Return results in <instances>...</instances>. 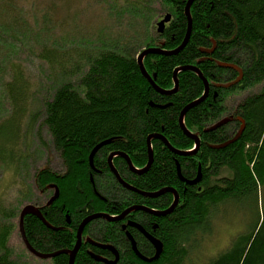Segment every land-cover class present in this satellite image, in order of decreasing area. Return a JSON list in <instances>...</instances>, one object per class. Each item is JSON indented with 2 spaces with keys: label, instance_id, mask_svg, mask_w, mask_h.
Instances as JSON below:
<instances>
[{
  "label": "trees",
  "instance_id": "obj_1",
  "mask_svg": "<svg viewBox=\"0 0 264 264\" xmlns=\"http://www.w3.org/2000/svg\"><path fill=\"white\" fill-rule=\"evenodd\" d=\"M186 1L86 0L87 5L100 4L105 23L93 33H85L70 22L77 17V7L69 0L35 10L34 16L38 12L42 16L38 17L44 23L42 29L37 24L29 29L27 11L33 4L38 6L37 0H0V65L4 66L0 71L6 73L4 87L10 101L8 115L0 119V173L9 166L16 173L26 156L18 142L24 117L30 121L35 115L27 114L34 93L36 101L41 97L38 108L44 116L43 125L62 164L61 173L48 165L35 172L37 199L28 195L31 192L27 188L17 196L38 208L45 220L35 214L23 218V231L35 249L47 252L73 244L76 228L57 230L64 212L59 215L57 210L55 214L48 211L45 216L39 207L41 195L57 188L59 196L54 203L65 209L90 203L93 196L87 174L88 155L97 144L109 140L92 158L108 173L103 185L110 187L112 183V188L122 190L128 200H141L143 196L122 188L113 179L105 160L107 151L125 153L135 167L141 168L148 160L146 140L150 134H161L176 149L192 148L194 141L182 132L178 116L186 104L202 95L203 81L193 71H179L177 91L162 94L142 76L136 61L145 47L171 50L182 42L188 23ZM53 7L61 14L51 16ZM189 11L191 30L183 48L175 54H147L143 65L163 90L173 87L178 66L195 65L207 79V96L189 108L183 119L186 128L199 136V146L192 155H178L161 139L152 138L153 161L146 172L138 175L117 169L139 190L171 187L179 195L173 211L158 220L156 236L163 246L160 256L147 262L126 247L119 264H264V0H194ZM164 13L172 18L158 33L155 22ZM131 40L138 43L133 45ZM22 46L27 56L34 55L46 65L50 92L45 96L28 82L27 69L21 66L18 54ZM219 63L240 67V81L229 88L216 86L238 75L235 69ZM254 87L256 90L251 91ZM235 90L249 92L230 109L226 100ZM224 118L227 120L223 124L207 130ZM239 118L244 121L239 138L224 147H214L235 135ZM177 164L186 179L194 178L200 165V181L185 184L178 177ZM7 186L9 183L0 179V264H19L6 248L14 226L9 218L16 210L6 204ZM120 196L123 198V194ZM171 201L172 194L167 192L146 199L154 207H167ZM96 205L101 209L104 204ZM229 209L241 214L239 230L230 235L220 251L202 258L199 246L204 236L212 234L216 215L225 216ZM99 229L95 236L103 240L102 230L106 228ZM95 262L85 253L75 259L76 264ZM55 263L66 264L67 257L59 254Z\"/></svg>",
  "mask_w": 264,
  "mask_h": 264
},
{
  "label": "rangeland",
  "instance_id": "obj_2",
  "mask_svg": "<svg viewBox=\"0 0 264 264\" xmlns=\"http://www.w3.org/2000/svg\"><path fill=\"white\" fill-rule=\"evenodd\" d=\"M39 2L38 6L33 4L30 6V9L27 11L29 13V29H32L33 24H37L36 26L42 29L44 23L40 22L39 12L37 13V19H34L35 10L42 9L43 6L47 4H55L57 6L58 0H37ZM73 3V6L77 7V12L75 13L77 17H73L71 19V23L74 25H79L83 32L85 33H93L99 26L105 23V16L100 9V4L97 3H89L87 5L86 0H69ZM158 7V5H157ZM51 16L60 15L61 11L58 8H54ZM45 20L48 21L46 18ZM39 21V22H38ZM139 35V34H138ZM131 43L134 45L138 43V40H131ZM23 47V51L19 54V58L21 59V66L26 67V75L28 82L31 86L35 87V92L41 94V96H45L47 92H50V81L46 80L49 72L46 71V65L40 61L39 58H35L34 55L27 56L24 53L25 47ZM142 48V47H141ZM140 48V50H141ZM139 50V49H138ZM24 54V55H23ZM25 57V58H24ZM4 67V66H3ZM0 65V69L3 68ZM6 73L0 71V119L6 117L10 111L9 106V98L4 87V82L6 81ZM73 80L75 78H72ZM41 81V83H39ZM40 88L39 90H37ZM251 91L256 90L255 87L250 89ZM249 90H235L233 91L226 100L227 106L232 109L233 104L239 98H242L247 94ZM37 93V95H38ZM35 98V99H34ZM34 98L31 99L30 107L31 109L27 112L35 113L34 117L29 121V117L25 116L22 123V134H21L18 147L23 151H25L26 156L22 159L23 162L20 164V170H13L11 166L4 169L3 173H0V179L3 180V183H9L7 186V195H6V204L11 206V209H16L13 213L12 220L14 226L12 227V231L8 237L7 250L12 259L19 262V264H52V260L50 258H45L44 260L32 256L26 249L20 232L18 230L17 222V210L19 211L23 204L28 203L26 200H18L17 196L22 192L29 189L31 192L30 196L32 198L38 197V189L34 184V175L35 172L45 165L50 166L55 172H62V164L60 160V154L53 147L51 137L48 133L47 127L43 125V113L38 105L41 97L36 101V94L34 93ZM28 117V119H27ZM29 121V122H28ZM25 144V147H22V144ZM24 154V155H25ZM13 180V181H12ZM30 200V199H29ZM37 201V200H36ZM170 205V204H169ZM168 205V206H169ZM167 206V207H168ZM166 208V207H165ZM163 210V209H162ZM231 213L232 217H231ZM226 214V215H225ZM223 215H216L213 221V230L212 234L207 237L204 236L203 244L199 246V255L202 258H205L209 254H214L220 251L228 241L230 235L234 234L237 230H239V226L237 220L241 217L240 215L235 214L230 209L227 210Z\"/></svg>",
  "mask_w": 264,
  "mask_h": 264
},
{
  "label": "flooded vegetation",
  "instance_id": "obj_3",
  "mask_svg": "<svg viewBox=\"0 0 264 264\" xmlns=\"http://www.w3.org/2000/svg\"><path fill=\"white\" fill-rule=\"evenodd\" d=\"M162 16L163 15H161L158 18V20H160L162 18ZM171 18H172V16H171ZM160 107H163V105H160ZM114 152H119V151H112V150L107 151V153H106L107 156H106L105 160H106L109 172L113 176V179L115 181H117L114 174L110 170L109 165H108V156ZM120 153H122V152H120ZM123 154H125V153H123ZM125 155H127V154H125ZM128 158L131 160V158L129 156H128ZM115 161H117V168L115 167V164H114ZM111 162H112L113 166L116 168V170L118 168H120L122 170L134 173L129 168L127 160L124 157H121L119 155H114L111 159ZM131 162H132V160H131ZM132 164H133V162H132ZM88 166H89L90 170L88 171L87 174H88V180H89V184H90V192L92 193V196H93L90 198V203H92V204L87 202L85 205H83V208H78V209H68V208L65 209L64 205H61V206L59 205L60 206V208H59L54 203L55 200L59 196V192H58L57 197L51 201V198L55 194V188L54 189L50 188V189L44 191V193L41 195L42 196L41 197L42 203L40 204L39 207L41 209H44L45 216H46V214H48V211H49V214H51V211H53V213L55 214L56 210H57V213L59 215H60V213L64 212L62 215L63 216V222L61 223L62 226H56L57 230L63 231V230L69 229L70 231H72L71 230L72 227H73V229H74V227L76 228L75 240H74L73 244L71 245V247L54 248L51 251H47V252L39 251V250L35 249L30 244L32 246V248L35 249L36 251H39L42 253H52V252H56L59 250H68L67 253H60V255H65L67 257V261H68L69 253L73 249V246H74L75 241H76L77 229H78L80 223L86 217H89L95 213H103V214L105 213V214H109L110 216H113V217H118L127 208H129L130 206H133V205L144 206V207H147V208L152 209V210L165 209V207H162L161 205L154 207V206H151V204L148 205L146 203V199H155L157 197H160L162 194H160L158 196L149 197V196L142 195L138 192L128 190L132 193L143 196V198L141 200L140 199L133 200V198L128 200V199H126V194L124 192H122V190L116 191V189L112 188V183H110L111 184L110 187L103 185L105 182L104 177L107 176V174H108L105 171L103 164L102 165H95L93 163V160H92V166L89 164V162H88ZM135 168H137V167H135ZM117 172H118V170H117ZM118 174H119V172H118ZM134 174H137V173H134ZM120 177L123 180H125L121 175H120ZM117 183L122 188H124L118 181H117ZM167 193H169V192H167ZM121 194H123V198H121V196H120ZM38 197H39V195H38ZM99 202L104 204L103 208H101V209L97 207L98 205H96V203H99ZM54 205H56L57 209L53 208ZM111 211H113L114 213H111ZM160 217H162V216H156V215L148 213L144 210H134V211H130V212L124 214L122 218H119L118 220H115V221H107L104 218H93V219L89 220L83 226V229L81 232V242H80V245H79L77 251L75 252L73 264H76L75 259L79 256L80 253L81 254L85 253L87 256H89L94 261H96L95 263H97V264H119L120 260L122 258V255H124V253L126 251L124 249L126 247H128L130 252L135 257H137L138 259H141V258H139V256L135 253L134 248L141 255H143L145 257H151L154 254V247H153V244L146 237L145 233L150 234L153 237L158 239V237L156 236V232L159 229L158 220ZM47 222H48V220H47ZM50 226L53 227L54 225L50 224ZM99 227L106 228V229L102 230L103 233H105V238L103 240H99L95 236V235H97V232L100 230ZM99 233H101V231ZM131 240L134 241V248H133ZM94 242L98 243L100 245H104L105 247L95 245ZM29 253L32 256L39 258L38 256L32 254L31 252H29ZM93 255H95L96 257H98L100 259H105V260L110 261V262L111 261H115V262L109 263L106 261L104 262L101 260H96L95 258L92 257ZM58 256H59V254L50 258L52 260V264H56L55 259Z\"/></svg>",
  "mask_w": 264,
  "mask_h": 264
},
{
  "label": "water",
  "instance_id": "obj_4",
  "mask_svg": "<svg viewBox=\"0 0 264 264\" xmlns=\"http://www.w3.org/2000/svg\"><path fill=\"white\" fill-rule=\"evenodd\" d=\"M194 0H187L186 1V4H185V15L187 16V31L185 33V36L182 40V42L174 49H171V50H165V49H161L159 47H156V46H150V47H146V48H143L140 53L137 55L136 57V61L138 63V66H139V69H140V72L142 74V76L152 85V87L158 91L159 93H162V94H172L174 92L177 91V88H178V80H177V73L179 71H186V70H190V71H193L195 72L199 78L203 81V84H204V90H203V93L200 97H198L197 99L189 102L188 104H186L180 111L179 113V116H178V123H179V126L182 130V132L187 135L188 137H190L191 139H193L194 141V148L191 149V150H179V149H176L174 148L161 134H158V133H155V134H150L147 136V155H148V160L146 162V164L142 167V168H135L131 162V160L128 158L127 155L123 154V153H120V152H114V153H111L109 156H108V165H109V168L110 170L112 171V173L114 174L116 180L126 189L128 190H131V191H135V192H138L142 195H145V196H149V197H153V196H158L160 194H163V193H166V192H169L173 195V199H172V202L170 203V205L168 207H166L165 209L163 210H152V209H149L147 207H144V206H137V205H133V206H130L129 208H127L122 214H120L118 217H113V216H110L109 214H103V213H95V214H92L91 216L89 217H86L79 225L78 229H77V234H76V242L73 246V249L70 251L69 253V258H68V264H73L74 262V256H75V252L77 251L79 245H80V241H81V232H82V229H83V226L91 219L93 218H104L105 220L107 221H115V220H118L119 218H122L124 214L130 212V211H134V210H144L148 213H151L153 215H156V216H165L169 213H171L173 211V209L176 207V205L178 204V201H179V195L177 193V191L174 189V188H171V187H162L156 191H153V192H147V191H141V190H138L137 188L133 187L132 185L128 184L125 180H123L120 175L118 174L116 168L113 166L112 162H111V159L114 155H119L121 157H124L126 160H127V163L129 165V168L131 169L132 172L134 173H137V174H141V173H144L148 170V168L150 167L152 161H153V150H152V147H151V139L152 138H159L163 141V143L171 150L173 151L174 153L178 154V155H192L196 152L198 146H199V136L196 134V133H192L191 131H189L185 124H184V115L186 113V111L191 108L192 106H195L196 104L200 103L208 94V88H209V85H208V81L207 79L202 75L201 71L195 66V65H183V66H178L175 68L174 70V73H173V88L172 89H169V90H163L161 88H159L157 85H155L154 81H153V78L150 77V75L146 72L145 68H144V65H143V58L147 55V54H175L177 53L181 48H183V46L186 44V42L188 41L189 39V34H190V30H191V16H190V11H189V8H190V5L191 3L193 2ZM171 19V14L170 13H166L159 21L156 22V30L158 33H161L165 27V23L169 22ZM209 52V51H208ZM220 66L222 67H228V68H233L235 69L237 72H238V76L230 81V82H227V83H217L216 86H221V87H225V88H228L234 84H237L241 77H242V70L240 67H238L237 65L235 64H232V63H219ZM227 119H221L219 121H217L216 123H214L213 125L209 126L207 128V130H211L217 126H220L221 124H223ZM240 120V127L239 129L237 130V132L235 133V135L233 137H231L230 139L224 141L223 143L221 144H218V145H214V147L218 148V147H224L234 141H236L240 134L242 133V130L244 128V121L239 118ZM109 142V140H106V141H103L99 144H97L89 153L88 155V161H89V164L92 166V158H93V155L94 153L97 151V149L104 145V144H107ZM213 147V146H212ZM176 169H177V174H178V177L181 181H183L185 184L187 185H194V184H197L200 179H201V171H200V166L198 167L197 169V173L195 175L194 178L192 179H186L184 178L181 173H180V168H179V165L177 164L176 166ZM58 195V189L55 188V194L54 196L51 198V201L54 200ZM27 214H35L37 215V217H39L42 221H45L41 215V212L39 211L38 208H35L34 205L32 204H26L22 207L21 211H20V214H19V222H18V229H19V232H20V235L22 237V240H23V243L26 247V249L31 252L32 254L40 257V258H50V257H53V256H56L60 253H67L68 250H59V251H56V252H52V253H42V252H39V251H36L35 249L32 248V246L29 244V242L27 241L26 237H25V234H24V231H23V217ZM146 237L149 239V241L153 244V247H154V254L151 256V257H145L143 255H141L135 248H134V241L131 240L132 242V245H133V248H134V251L135 253L139 256V258H141L142 260L144 261H147V262H151L153 260H156L161 252H162V242L153 237L152 235L150 234H147L145 233ZM95 245H98V246H102V247H105L104 245H100L98 243H95ZM117 254V253H116ZM93 258H95L96 260H101V261H106V262H109V263H114L115 261H107L105 259H100L98 257H96L95 255L92 256Z\"/></svg>",
  "mask_w": 264,
  "mask_h": 264
},
{
  "label": "bare ground",
  "instance_id": "obj_5",
  "mask_svg": "<svg viewBox=\"0 0 264 264\" xmlns=\"http://www.w3.org/2000/svg\"><path fill=\"white\" fill-rule=\"evenodd\" d=\"M146 48V47H145ZM137 226V225H136ZM81 242V241H80ZM102 244V243H101Z\"/></svg>",
  "mask_w": 264,
  "mask_h": 264
}]
</instances>
